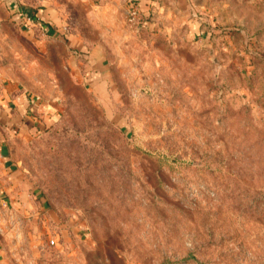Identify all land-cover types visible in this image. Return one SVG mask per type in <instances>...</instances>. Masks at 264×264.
Returning a JSON list of instances; mask_svg holds the SVG:
<instances>
[{"label":"rangeland","instance_id":"obj_1","mask_svg":"<svg viewBox=\"0 0 264 264\" xmlns=\"http://www.w3.org/2000/svg\"><path fill=\"white\" fill-rule=\"evenodd\" d=\"M48 2L0 0V264H264V0Z\"/></svg>","mask_w":264,"mask_h":264},{"label":"crops","instance_id":"obj_2","mask_svg":"<svg viewBox=\"0 0 264 264\" xmlns=\"http://www.w3.org/2000/svg\"><path fill=\"white\" fill-rule=\"evenodd\" d=\"M30 2H31L30 0L27 2L24 1L19 2L18 0H8V5H9V9L15 14H19L23 16L26 13H31L32 16H34L35 22L39 24V26L43 29L45 34H54L55 29L51 26L50 22H47V20L43 17L45 11L47 12L45 6L49 4L48 0H41V3H38L37 7H35ZM89 2H91V0H89ZM42 4L44 5V7ZM71 40H79V39L71 38ZM12 164H10L8 156L5 154L2 156V153L0 151V189L2 187L3 188L6 187V182H5L6 179L4 175L6 174L7 176H10L12 174L13 172L12 169H14V167H12Z\"/></svg>","mask_w":264,"mask_h":264},{"label":"built area","instance_id":"obj_3","mask_svg":"<svg viewBox=\"0 0 264 264\" xmlns=\"http://www.w3.org/2000/svg\"><path fill=\"white\" fill-rule=\"evenodd\" d=\"M23 17H24V19L26 18V21H27L26 23H30V22L35 23L34 16L24 14ZM130 20L133 23H139L140 22V13H139V9L137 8V6L131 7Z\"/></svg>","mask_w":264,"mask_h":264},{"label":"trees","instance_id":"obj_4","mask_svg":"<svg viewBox=\"0 0 264 264\" xmlns=\"http://www.w3.org/2000/svg\"><path fill=\"white\" fill-rule=\"evenodd\" d=\"M27 15H31L32 16V14L31 13H26Z\"/></svg>","mask_w":264,"mask_h":264}]
</instances>
